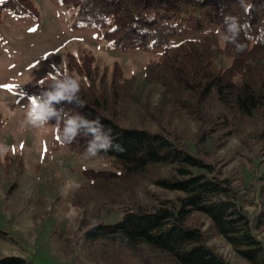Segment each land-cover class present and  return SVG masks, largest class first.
<instances>
[{"label":"trees","instance_id":"1","mask_svg":"<svg viewBox=\"0 0 264 264\" xmlns=\"http://www.w3.org/2000/svg\"><path fill=\"white\" fill-rule=\"evenodd\" d=\"M60 1L61 5L84 9L85 18L95 21L93 25L105 26V31L115 36H109L111 44L154 50L155 60L146 63L142 82L171 89L172 102L202 123H209L214 101L223 128L264 112V0H243L244 6L241 0ZM245 6H250L247 12ZM228 15L236 17L242 26L240 42L246 45L242 52L226 39L232 35L223 23ZM65 72L80 80L81 92L71 101L54 102L53 107L70 115L99 119L106 130L111 129L113 143L124 149L99 153L94 158L102 162L100 168L81 169L83 181L77 192L95 189L107 202L124 207L118 220L90 225L84 240L118 242L129 250L144 247L164 255L172 264H231L207 245V230L190 222L193 214H200L239 256L250 264H264L263 246L237 203L230 182L216 175L212 164L178 138L142 122L122 120V106L135 89L132 77L121 78L115 71L109 75L99 72L92 58L90 61L85 55L68 58L62 69L25 88L24 96L38 97L50 87L53 77ZM80 99L83 107L79 106ZM49 124L56 142L52 149L67 148L77 156L84 155L90 135L81 130L72 144H62L59 129L63 125H56V117ZM153 167L167 168V172L148 178L181 195L175 200L158 199L153 208L132 200L122 202L119 191L128 190ZM114 181L115 192L110 184ZM263 223L264 206L255 226ZM0 264L29 263L17 256H0Z\"/></svg>","mask_w":264,"mask_h":264},{"label":"rangeland","instance_id":"2","mask_svg":"<svg viewBox=\"0 0 264 264\" xmlns=\"http://www.w3.org/2000/svg\"><path fill=\"white\" fill-rule=\"evenodd\" d=\"M3 2L0 0V144L8 151L0 156V256L21 257L29 264H172L144 247L129 250L118 242L84 240L90 225L118 220L123 204L107 202L95 189L77 192L83 181L81 169L100 168V159H85L67 148L54 150L50 124L35 129L26 123L30 99L24 96V89L62 69L68 58L85 55L99 72L109 75L115 71L121 78L134 79L132 98L122 106V120L142 122L178 138L212 164L216 175L230 182L264 254V223L255 226L264 206V112L223 128L214 101L209 123H202L172 102L171 89L142 82L146 63L155 60L154 50L111 44L114 35L105 26L93 25L95 21L85 18L84 9L61 5L60 0ZM32 28L36 30L29 31ZM166 172L167 168L153 167L118 196L124 203L137 201L148 208L155 207L158 199L175 200L179 192L163 189L148 178ZM110 184L114 192L118 190L117 181ZM190 222L207 230V245L229 263L250 264L211 230L203 215L193 214Z\"/></svg>","mask_w":264,"mask_h":264},{"label":"clouds","instance_id":"3","mask_svg":"<svg viewBox=\"0 0 264 264\" xmlns=\"http://www.w3.org/2000/svg\"><path fill=\"white\" fill-rule=\"evenodd\" d=\"M244 6L243 0H241ZM250 6H245L247 12ZM222 13V10H221ZM223 23L226 25L227 32L231 33L230 42L235 44L238 52L245 50L246 45L240 42L242 26L238 19L228 15L223 17ZM81 92V82L79 79L65 72L62 76L52 78L50 87L43 91L38 97L30 99L29 108L26 114V123L32 128L43 129L49 125L52 117H56V125H63L59 129V139L62 144H72L75 138L83 130L84 135H90L92 139L88 142L84 158H94L101 152L116 151L123 152L124 149L120 144L113 143L111 129H105V126L99 119L90 120L76 114L70 115L63 110H57L53 107L54 102L62 100L71 101L74 96ZM79 106L83 107L84 102L79 100ZM8 148L0 144V156L7 153Z\"/></svg>","mask_w":264,"mask_h":264},{"label":"snow or ice","instance_id":"4","mask_svg":"<svg viewBox=\"0 0 264 264\" xmlns=\"http://www.w3.org/2000/svg\"><path fill=\"white\" fill-rule=\"evenodd\" d=\"M36 29L35 28H32V29H30L29 31H35ZM11 90V89H10Z\"/></svg>","mask_w":264,"mask_h":264}]
</instances>
